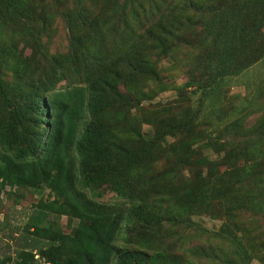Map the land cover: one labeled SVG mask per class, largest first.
I'll return each instance as SVG.
<instances>
[{"label": "trees", "instance_id": "trees-1", "mask_svg": "<svg viewBox=\"0 0 264 264\" xmlns=\"http://www.w3.org/2000/svg\"><path fill=\"white\" fill-rule=\"evenodd\" d=\"M73 3L61 13L67 49L50 53L42 40L48 32L45 14L39 15H44L43 28H36L34 10H19L18 0H0V23L9 10L32 22L20 36L33 47L39 74L28 81L22 75L31 62H15L17 77L11 83L4 71L10 47L0 46V203L10 191L40 195L23 226L10 232L20 246L7 251L0 264H41L42 258L48 264H177L166 249H155L164 216L151 210L132 180L159 183L168 177L170 182L181 150L203 139L208 146L223 139L216 151L248 155L252 163L234 171L219 198H233L241 213L264 207V99L251 128L244 129L238 118L199 128L205 108L217 114L220 87L264 60V0H178L166 9L156 0H113L108 8H97L93 0ZM185 48L195 61L177 90L193 88L189 103L180 116L174 114L173 124L161 117L151 121L154 134L146 138L128 120L142 101L134 83L151 80L161 90L168 88L158 64L178 59ZM227 110L219 114L227 116ZM180 131L189 133V143L159 148ZM103 184L121 201L102 202L87 194L88 189L96 196L95 187ZM201 190L184 189L177 205L161 213L168 212L173 224L189 225L190 206L212 200ZM63 216L68 232L61 227Z\"/></svg>", "mask_w": 264, "mask_h": 264}, {"label": "rangeland", "instance_id": "rangeland-1", "mask_svg": "<svg viewBox=\"0 0 264 264\" xmlns=\"http://www.w3.org/2000/svg\"><path fill=\"white\" fill-rule=\"evenodd\" d=\"M159 1L162 9H166L168 4L174 6L178 0H156ZM21 4L19 10L28 8L35 11L37 19L33 27L43 28L44 15L39 19L40 13L45 14L44 22L46 33L42 40L46 44L50 53L66 51L68 45V31L65 28L61 13L74 0H18ZM113 0H93L97 8H108ZM30 6L34 8L30 9ZM169 9V8H168ZM167 11V10H166ZM165 11V12H166ZM32 22L24 15H19L9 10L5 12V17L0 23V46L10 47V53L6 56L4 71L6 78L12 83L13 64L24 63L29 66L24 68L22 77L28 81L31 78L39 77L33 65L34 49L29 42L20 36L22 29L31 27ZM264 30V29H263ZM47 34V35H46ZM12 42L16 45V51L12 54ZM194 50H197L194 48ZM196 52V51H195ZM187 52L185 48L179 58L173 60L171 57L162 59L158 64L159 77L168 88L161 90L157 82L151 80L135 81L137 92L142 98L141 104L133 108L128 120L140 126L142 134L146 138L153 137L154 128L150 124L156 117H161L162 123H175L174 114L180 116V110L187 105L188 96L192 95L193 88L186 91L177 90V87L187 79V72L195 61L194 54ZM13 55V56H12ZM32 58V61H31ZM223 100L217 103L214 101L217 114L211 115L208 107L201 113L206 114L199 122V128L211 129L216 123H229L238 118L242 120L244 129L255 125L261 115V99H264V60L256 63L251 68L238 76L230 77L226 85L220 87ZM194 96L193 104L196 105ZM209 100L206 101V104ZM211 101V100H210ZM232 105V106H231ZM221 109H220V108ZM228 108V115L219 114L223 109ZM160 113V114H159ZM190 135L184 131L178 132L175 136H168L159 148H163L169 143L185 144L189 143ZM219 143L206 145V139L181 150V155L176 161L172 172L175 177L169 182L168 177L161 178V182L147 183L143 180H132V184L144 201H147L156 212L164 216L162 223L157 228L155 249L164 248L173 254L177 259V264H264V207L252 211L241 213L238 204H233L228 198H219L220 192L224 191L223 184L227 182L237 169L250 166L252 161L248 155L239 158L225 155L224 151H216L223 139ZM203 145V146H201ZM206 145V146H204ZM172 157V155H171ZM157 175V174H154ZM162 175V174H161ZM167 181V182H166ZM202 191L212 198L209 203L199 207L190 206L189 216L185 219L189 225L173 224L168 219V212H162L168 206L170 209L177 205V197L183 194L184 189ZM9 187L6 188L7 191ZM98 194L92 195L87 189V194L102 202H120L121 199L109 190L107 184L95 187ZM178 194V192H180ZM49 191L45 190L43 195L47 197ZM18 192H6L0 203V258L9 251L12 253L21 241H17L19 246L10 237V232L15 227H22L26 218L31 212L32 203L36 202L40 195L33 191L24 190L23 195ZM216 195V197H213ZM127 202V201H126ZM128 203V202H127ZM168 203V205H166ZM126 208L131 206L127 204ZM234 206V208L230 207ZM237 208V209H236ZM180 219V217H175ZM61 227L68 232L65 227L66 217L60 220ZM125 235V226L122 227ZM226 230L223 237L216 235V232ZM234 234V235H233ZM122 236V235H121ZM15 237V234H14ZM220 237V238H219ZM151 238V237H149ZM121 237L118 243H121ZM9 245L7 247L6 245ZM162 245V246H161ZM246 251L243 255H238V251Z\"/></svg>", "mask_w": 264, "mask_h": 264}, {"label": "built area", "instance_id": "built-area-1", "mask_svg": "<svg viewBox=\"0 0 264 264\" xmlns=\"http://www.w3.org/2000/svg\"><path fill=\"white\" fill-rule=\"evenodd\" d=\"M35 258H38L37 254L35 255ZM40 261H41V264H48V263L45 262V260L43 258Z\"/></svg>", "mask_w": 264, "mask_h": 264}]
</instances>
